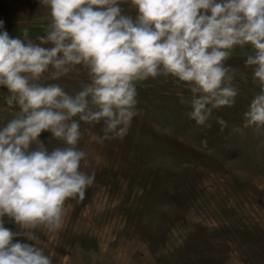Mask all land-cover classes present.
<instances>
[{
    "label": "clouds",
    "instance_id": "clouds-1",
    "mask_svg": "<svg viewBox=\"0 0 264 264\" xmlns=\"http://www.w3.org/2000/svg\"><path fill=\"white\" fill-rule=\"evenodd\" d=\"M39 4L50 9L51 23L35 39L27 30L13 37L0 20V90L18 109L0 123V264H53L39 233L61 232L68 201H83L95 182L83 170L89 153L82 142L127 137L140 115V82L164 77L183 85L189 119L211 128L214 110L234 106L239 95L228 61L248 48L244 65L260 91L243 127L264 128V0ZM74 72L87 76L74 93L51 82ZM216 122L226 126L220 117ZM43 133L51 134L47 142ZM52 140L57 146H49Z\"/></svg>",
    "mask_w": 264,
    "mask_h": 264
},
{
    "label": "rangeland",
    "instance_id": "rangeland-1",
    "mask_svg": "<svg viewBox=\"0 0 264 264\" xmlns=\"http://www.w3.org/2000/svg\"><path fill=\"white\" fill-rule=\"evenodd\" d=\"M0 20L13 37L27 30L35 39L51 15L39 0H0ZM248 52L237 48L228 61L239 95L214 110L211 128L189 119L187 89L160 77L137 85L140 115L123 141L85 137L83 170L95 182L83 201H68L61 232L39 233L53 264H264V128L243 127L260 91L244 65ZM86 80L74 72L51 82L74 93ZM8 95L0 90V123L18 110Z\"/></svg>",
    "mask_w": 264,
    "mask_h": 264
}]
</instances>
